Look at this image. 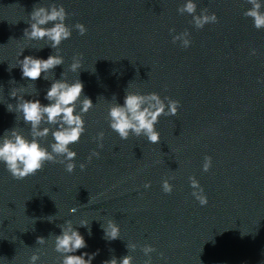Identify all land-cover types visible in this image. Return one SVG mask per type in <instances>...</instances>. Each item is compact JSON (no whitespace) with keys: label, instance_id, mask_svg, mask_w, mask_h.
<instances>
[{"label":"water","instance_id":"water-1","mask_svg":"<svg viewBox=\"0 0 264 264\" xmlns=\"http://www.w3.org/2000/svg\"><path fill=\"white\" fill-rule=\"evenodd\" d=\"M188 2L0 0V145L19 135L54 158L22 180L0 161V264H33V256L34 264H63L66 255L85 252L96 253L92 264L113 258L120 264L125 256L131 264H264V28L245 15L249 0H190L193 13L183 11ZM257 2L264 14V0ZM39 8L45 14L63 8V21L40 27L62 22L70 38L52 47L47 36L26 35ZM213 13L216 23L196 26L195 17ZM25 56H59L63 63L31 81L22 77ZM77 80L84 91L74 115L85 132L68 146L76 153L69 160L52 151L60 119L49 123L45 114L33 128L18 105L53 103L46 99L53 82ZM153 92L166 106L180 101L176 115L165 107L154 126L160 141L131 131L121 139L110 127V109L123 105L126 93L143 95L142 107L151 108ZM85 97L93 102L87 112ZM205 156L212 158L207 172ZM190 177L207 205L193 196L198 189ZM163 180L173 185L170 194ZM109 222L119 227L116 240L105 237ZM69 229L86 248L56 250V237ZM149 246L154 251L146 253Z\"/></svg>","mask_w":264,"mask_h":264},{"label":"clouds","instance_id":"clouds-1","mask_svg":"<svg viewBox=\"0 0 264 264\" xmlns=\"http://www.w3.org/2000/svg\"><path fill=\"white\" fill-rule=\"evenodd\" d=\"M249 3L253 4V8L247 11L245 15L253 18L255 28H264V14L259 11L261 5L257 0H249ZM183 11L193 13L195 11V5L189 0L184 6ZM32 18L36 23L31 24V32L28 33L27 29L25 30V34L29 35L32 39H43L47 36L53 42L52 47H56L62 40H66L71 36L70 30L62 22L55 24L50 29L40 27V25H44L49 21H63V8L59 10L53 9L49 14H45L43 8L34 9ZM194 19L198 28H203L208 23H216L218 21L215 13L210 17L203 16L195 17ZM76 28L79 30L80 35H84L87 31L86 27L80 23L76 25ZM171 31H174V29H170ZM190 44L191 41L186 39L183 42V47L187 48ZM253 54H255V49H253ZM78 56L79 59L71 66L74 71L81 67V56ZM62 63L63 60L59 56H49L47 59L25 56L20 62L22 77L36 81L41 78L43 72H47L49 69L55 68ZM83 91L84 85L80 80H77L73 84H68L64 81H55L46 93V99L48 101H54L53 103L42 105L38 99H28L18 105L19 109L23 112L24 120L30 122L33 128L39 125L45 114L49 123H56L58 118L60 119L62 122L60 130L53 133L55 143L52 145V151L57 154H65L69 160L74 159L76 153L70 151L68 146L78 142L81 135L85 132L84 121L79 115H74L75 102L79 99ZM12 95L14 96L15 93H12ZM149 95L155 101V104L151 108L142 107L145 101L143 95L126 93L123 105L116 104L110 109V127L118 133L121 139L126 140L131 131L137 136L141 133L145 134L149 142L153 144L160 141V134L154 126L158 123L159 117L164 115L165 107L168 109V115H176L180 107V101L169 99L166 106L160 101L156 93L153 92ZM82 103L83 107L81 111L83 112H87L88 109L93 107V102L88 97H85ZM8 109H11V105L8 106ZM47 131L45 129L40 135H46ZM98 135L100 138H103L104 133L100 132ZM92 155L98 157L99 153L93 151ZM89 160H91V156ZM0 161L5 163L14 179L22 180L41 170L46 162H54V158L35 139L28 141L22 136L16 135L14 139L5 138L3 144L0 145ZM211 164L212 158L205 156L203 170L207 172ZM80 168L83 170L85 165L81 164ZM74 169L75 165L73 163L67 164L66 170L69 173L73 172ZM189 180L191 187L198 189L197 191H193V196H195L201 206L207 205V196L204 194V190L200 187L199 182L193 177H190ZM144 187H150V183L145 184ZM162 190L170 194L173 190V185L168 180H163ZM104 234L108 240H116L119 238V227L109 222L108 228L104 230ZM36 242L43 243L44 238L39 237ZM86 247L85 239L78 231L70 229L63 230L62 234L56 237L57 251L71 253ZM152 251L154 249L150 246L145 249L146 253ZM95 255L96 253L89 255L87 252L81 255H66L63 264H92ZM36 259L37 257H32L33 264ZM103 264H117V260L113 258L104 261ZM120 264H131V258L128 256L123 257L120 260Z\"/></svg>","mask_w":264,"mask_h":264}]
</instances>
